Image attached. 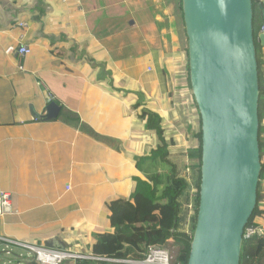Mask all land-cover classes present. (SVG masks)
Wrapping results in <instances>:
<instances>
[{
  "label": "crops",
  "instance_id": "crops-1",
  "mask_svg": "<svg viewBox=\"0 0 264 264\" xmlns=\"http://www.w3.org/2000/svg\"><path fill=\"white\" fill-rule=\"evenodd\" d=\"M178 9V0H0V190L12 193L0 235L93 253L113 231L109 202L130 198L135 175L162 172L152 160L139 169L140 158L165 139L175 168L186 167L188 115L199 113L186 110ZM21 44L30 53L7 51ZM50 99L60 109L48 119ZM143 110L161 117V134Z\"/></svg>",
  "mask_w": 264,
  "mask_h": 264
},
{
  "label": "water",
  "instance_id": "water-1",
  "mask_svg": "<svg viewBox=\"0 0 264 264\" xmlns=\"http://www.w3.org/2000/svg\"><path fill=\"white\" fill-rule=\"evenodd\" d=\"M181 8L202 150L187 264H239L261 171L253 1L181 0ZM257 8L264 31V0ZM46 109L55 118L60 106L50 99Z\"/></svg>",
  "mask_w": 264,
  "mask_h": 264
},
{
  "label": "trees",
  "instance_id": "trees-1",
  "mask_svg": "<svg viewBox=\"0 0 264 264\" xmlns=\"http://www.w3.org/2000/svg\"><path fill=\"white\" fill-rule=\"evenodd\" d=\"M253 2V32L258 27L254 18L255 5ZM181 11V0H178ZM256 60L259 80V149L261 171L256 190V205L248 219L247 226H257L264 223V87L262 85V73L264 71L257 36L254 35ZM186 69L188 77L187 40L185 42ZM188 82L189 79L187 78ZM190 89V88H189ZM192 95V94H191ZM192 97V96H191ZM192 107L186 110L189 114L196 104L192 97ZM147 119L148 127L157 134L162 133L160 128V116L151 111L142 112ZM146 115V116H145ZM192 116V115H191ZM188 115L189 130L191 136L188 141L186 153L188 164L182 170H177L170 161L168 144L163 140L161 146L154 148L147 156L138 160L137 167L145 160H152L157 165H166L162 172H153L150 175H135L133 191L129 199H116L107 205L112 232L104 233L93 245V254L117 259L141 260L144 258L146 248L151 245L166 246L170 242L180 246L175 264H187L190 240L195 225L199 204V186L201 175V128L200 117H195L194 123ZM155 119V120H154ZM154 120V121H153ZM189 170L194 194L191 193L190 183L185 176ZM193 202V214L191 217L190 232L186 231L185 220L188 208L185 205ZM24 264H36L33 261ZM74 264H131L124 262L90 261L78 259ZM239 264H264V234L244 237L241 244Z\"/></svg>",
  "mask_w": 264,
  "mask_h": 264
},
{
  "label": "built area",
  "instance_id": "built-area-1",
  "mask_svg": "<svg viewBox=\"0 0 264 264\" xmlns=\"http://www.w3.org/2000/svg\"><path fill=\"white\" fill-rule=\"evenodd\" d=\"M257 3L260 0H252ZM14 50L19 56H25L30 53V48L21 44L17 48H8L7 51ZM262 85L264 87V72L262 73ZM193 191V190H192ZM11 196L12 193L8 191L0 190V215L4 212L11 210ZM188 208V214L185 220V227L191 226V217L193 214V202L190 201L186 205ZM264 234V223L257 226H245L243 231V238L250 237L253 235ZM19 249L25 251L26 255L29 256V261H33L36 264H62L65 260H90V261H110V262H124L131 264H175L172 261L170 252L162 246L151 245L146 248L144 258L141 260H130V259H117L106 256H100L93 253H78L72 252L65 249H55L40 247L18 240H14L5 236L0 235V252L11 257L13 251ZM21 256V255H20ZM6 261L11 262L10 259ZM20 264V263H19Z\"/></svg>",
  "mask_w": 264,
  "mask_h": 264
},
{
  "label": "rangeland",
  "instance_id": "rangeland-1",
  "mask_svg": "<svg viewBox=\"0 0 264 264\" xmlns=\"http://www.w3.org/2000/svg\"><path fill=\"white\" fill-rule=\"evenodd\" d=\"M179 10V9H178ZM180 16V15H179ZM178 42L179 43H184L186 41V35H185V30H184V23L183 21H181L180 23V28L178 29ZM254 35L257 36L258 35V27L254 28ZM181 41V42H180ZM185 49H186V46H185ZM264 122V121H263ZM166 167V165H161V170ZM178 170V169H177ZM179 170H182V169H179ZM185 176L187 178V180L189 181L190 185H192V182L194 181V178L191 177V173L189 170H186L185 171ZM191 193H195L194 191L191 190ZM186 228V227H185ZM186 231L187 232H190V227H187L186 228ZM171 254V257H172V261L173 263L176 262V256L178 255V251L180 249V246L178 245H175L173 242H170L169 244H167L166 246H164ZM21 255V256H20ZM12 258V262L9 263V264H17V263H20V264H24L26 262H29V256L26 255V252L24 251H21L19 249H15L13 251V256L12 257H9L8 255L6 254H3L0 252V262H2V264H7L6 260L7 259H10ZM1 264V263H0Z\"/></svg>",
  "mask_w": 264,
  "mask_h": 264
},
{
  "label": "clouds",
  "instance_id": "clouds-1",
  "mask_svg": "<svg viewBox=\"0 0 264 264\" xmlns=\"http://www.w3.org/2000/svg\"><path fill=\"white\" fill-rule=\"evenodd\" d=\"M247 226V225H246Z\"/></svg>",
  "mask_w": 264,
  "mask_h": 264
}]
</instances>
